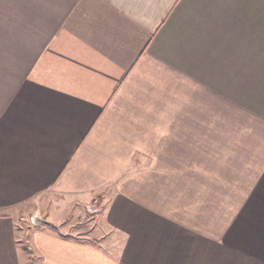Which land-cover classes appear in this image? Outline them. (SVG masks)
<instances>
[{
    "label": "crops",
    "instance_id": "crops-1",
    "mask_svg": "<svg viewBox=\"0 0 264 264\" xmlns=\"http://www.w3.org/2000/svg\"><path fill=\"white\" fill-rule=\"evenodd\" d=\"M30 253L264 264V0H0V264Z\"/></svg>",
    "mask_w": 264,
    "mask_h": 264
},
{
    "label": "rangeland",
    "instance_id": "rangeland-1",
    "mask_svg": "<svg viewBox=\"0 0 264 264\" xmlns=\"http://www.w3.org/2000/svg\"><path fill=\"white\" fill-rule=\"evenodd\" d=\"M27 209L26 206H22L18 208V212L24 214L25 210ZM62 215H65L66 218L68 219L69 223L74 224V230L75 232H79L85 235H95L97 233V228L95 229V225H98V223L102 226L105 227V219L103 215L101 214H89L85 208H70L67 207L66 209H63ZM26 216V213L25 215ZM52 216V215H51ZM80 222V223H79ZM79 223V224H78ZM100 226V227H101ZM102 230V228H100ZM66 231V227L63 229ZM71 231V230H70ZM72 232V231H71ZM103 232V231H102ZM26 244V242H24ZM29 262V261H28Z\"/></svg>",
    "mask_w": 264,
    "mask_h": 264
},
{
    "label": "water",
    "instance_id": "water-1",
    "mask_svg": "<svg viewBox=\"0 0 264 264\" xmlns=\"http://www.w3.org/2000/svg\"><path fill=\"white\" fill-rule=\"evenodd\" d=\"M86 211L89 214H95L96 212H98V208L94 205V204H90L86 206ZM30 221L33 225H47L53 229H55L59 234L63 235V236H70V237H76L77 234H74L70 231V229H67L66 231H63L61 229V224L60 223H56L54 221H52L51 219H49L46 215V213H42V214H33L30 216Z\"/></svg>",
    "mask_w": 264,
    "mask_h": 264
},
{
    "label": "trees",
    "instance_id": "trees-1",
    "mask_svg": "<svg viewBox=\"0 0 264 264\" xmlns=\"http://www.w3.org/2000/svg\"><path fill=\"white\" fill-rule=\"evenodd\" d=\"M31 257H30V260H29V264H36L35 262V257L30 253Z\"/></svg>",
    "mask_w": 264,
    "mask_h": 264
}]
</instances>
